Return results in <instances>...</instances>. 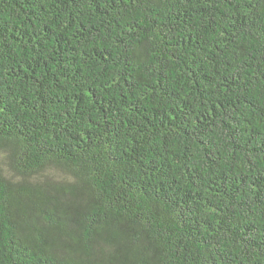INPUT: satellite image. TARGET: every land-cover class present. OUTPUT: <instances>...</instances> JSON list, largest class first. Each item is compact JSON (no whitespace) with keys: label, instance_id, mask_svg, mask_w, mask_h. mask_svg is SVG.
<instances>
[{"label":"trees","instance_id":"16d2710c","mask_svg":"<svg viewBox=\"0 0 264 264\" xmlns=\"http://www.w3.org/2000/svg\"><path fill=\"white\" fill-rule=\"evenodd\" d=\"M0 264H264V0H0Z\"/></svg>","mask_w":264,"mask_h":264}]
</instances>
